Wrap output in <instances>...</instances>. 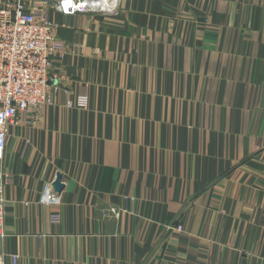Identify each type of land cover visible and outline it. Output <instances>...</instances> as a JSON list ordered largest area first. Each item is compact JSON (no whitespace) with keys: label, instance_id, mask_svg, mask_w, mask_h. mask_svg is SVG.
Instances as JSON below:
<instances>
[{"label":"crops","instance_id":"1","mask_svg":"<svg viewBox=\"0 0 264 264\" xmlns=\"http://www.w3.org/2000/svg\"><path fill=\"white\" fill-rule=\"evenodd\" d=\"M49 8L60 91L9 127L0 264H264V0Z\"/></svg>","mask_w":264,"mask_h":264},{"label":"built area","instance_id":"2","mask_svg":"<svg viewBox=\"0 0 264 264\" xmlns=\"http://www.w3.org/2000/svg\"><path fill=\"white\" fill-rule=\"evenodd\" d=\"M54 1V2H53ZM50 3L66 15L102 11L114 12L118 0H5L0 1V238L6 236L4 190L12 183V172L2 168L9 127L19 122L33 124L32 111L54 103L60 91L59 76L52 72L54 58H64V42L55 35L56 22ZM88 85L80 84L68 107L86 108ZM50 190L42 201L55 202ZM54 220L58 221L55 217ZM182 232V226H177ZM14 263L18 255L13 254ZM1 260V258H0Z\"/></svg>","mask_w":264,"mask_h":264},{"label":"water","instance_id":"3","mask_svg":"<svg viewBox=\"0 0 264 264\" xmlns=\"http://www.w3.org/2000/svg\"><path fill=\"white\" fill-rule=\"evenodd\" d=\"M53 189L56 193L62 192L64 189V184L62 182V174L58 173L56 179L53 182Z\"/></svg>","mask_w":264,"mask_h":264}]
</instances>
